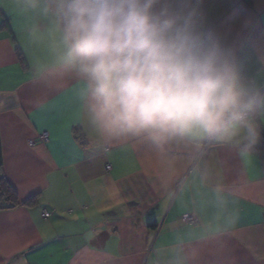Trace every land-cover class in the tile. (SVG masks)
I'll return each instance as SVG.
<instances>
[{
	"label": "crops",
	"instance_id": "obj_1",
	"mask_svg": "<svg viewBox=\"0 0 264 264\" xmlns=\"http://www.w3.org/2000/svg\"><path fill=\"white\" fill-rule=\"evenodd\" d=\"M55 3L0 0L1 172L19 201L0 209V264H264V136L247 156L210 141H98L83 83L58 67ZM198 7L246 72L264 70V0Z\"/></svg>",
	"mask_w": 264,
	"mask_h": 264
},
{
	"label": "clouds",
	"instance_id": "obj_2",
	"mask_svg": "<svg viewBox=\"0 0 264 264\" xmlns=\"http://www.w3.org/2000/svg\"><path fill=\"white\" fill-rule=\"evenodd\" d=\"M199 4L56 0L58 67L83 83L84 122L98 141L197 148L210 141L244 156L260 142L264 70H244L235 47L206 26Z\"/></svg>",
	"mask_w": 264,
	"mask_h": 264
},
{
	"label": "trees",
	"instance_id": "obj_3",
	"mask_svg": "<svg viewBox=\"0 0 264 264\" xmlns=\"http://www.w3.org/2000/svg\"><path fill=\"white\" fill-rule=\"evenodd\" d=\"M2 25L6 28L9 27L8 19L5 17L3 19ZM17 53L20 60H23V56L21 51L17 48ZM82 135H80L81 137ZM37 195H34L28 199H26L22 204L31 205L36 203ZM19 204L18 196L16 190L8 183L6 178L3 176L1 172V153H0V209L6 207H13Z\"/></svg>",
	"mask_w": 264,
	"mask_h": 264
},
{
	"label": "built area",
	"instance_id": "obj_4",
	"mask_svg": "<svg viewBox=\"0 0 264 264\" xmlns=\"http://www.w3.org/2000/svg\"><path fill=\"white\" fill-rule=\"evenodd\" d=\"M39 140L41 141H45L47 140V135L46 133H42L40 136H39ZM30 143H32V140H30ZM41 216L44 217V218H47L50 216V211L46 210V209H42L41 210ZM195 220L194 216L192 215H189V214H184L181 216V221L182 222H193ZM263 223H264V212H263Z\"/></svg>",
	"mask_w": 264,
	"mask_h": 264
}]
</instances>
